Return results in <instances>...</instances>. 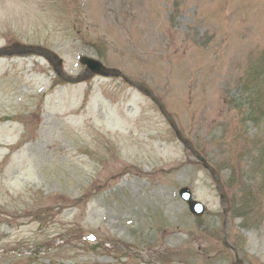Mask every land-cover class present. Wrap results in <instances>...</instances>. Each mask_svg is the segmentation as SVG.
<instances>
[{
	"label": "rangeland",
	"instance_id": "1",
	"mask_svg": "<svg viewBox=\"0 0 264 264\" xmlns=\"http://www.w3.org/2000/svg\"><path fill=\"white\" fill-rule=\"evenodd\" d=\"M15 42L72 75L89 55L150 84L220 172L228 241L264 264V0H0V48ZM224 218L211 172L142 90L0 54V264H235Z\"/></svg>",
	"mask_w": 264,
	"mask_h": 264
},
{
	"label": "water",
	"instance_id": "2",
	"mask_svg": "<svg viewBox=\"0 0 264 264\" xmlns=\"http://www.w3.org/2000/svg\"><path fill=\"white\" fill-rule=\"evenodd\" d=\"M25 52H35L46 56L54 64L57 72L63 78L69 81L79 82L86 79L90 75V73H99L106 76H121L125 81H127L131 85L144 90L145 93L149 95L151 99L158 104L160 110L163 112L165 117L169 120L170 124L174 128L178 138L183 142V144L187 148H189L192 151V153L198 159H200L203 162V165L211 171L214 179L217 182V188L221 195L222 204L225 205V202L228 200V198L226 197V194L224 192V186L219 172L213 165L209 163L206 157L198 151V149L194 146L192 141L183 134L178 123L172 116L171 112L165 106L163 100L155 93L153 88L147 82L129 75L128 73L124 72L122 69L118 67L106 66L101 60L88 55H83L81 57V61L87 65L85 71L79 75L74 76L64 72L62 67L63 60L61 57H59V55L56 52L42 45H33V44H24L21 42H15L13 45L9 47L5 46L0 48V54L25 53ZM179 192L182 198L188 202L189 208L193 213L197 215L204 213L206 209L205 204L202 201L193 197L192 190L190 189L189 186L181 187ZM226 211L227 209H225V213ZM227 244H229L228 241ZM237 262L239 264H244L243 260L239 258L238 254H237Z\"/></svg>",
	"mask_w": 264,
	"mask_h": 264
},
{
	"label": "bare ground",
	"instance_id": "3",
	"mask_svg": "<svg viewBox=\"0 0 264 264\" xmlns=\"http://www.w3.org/2000/svg\"><path fill=\"white\" fill-rule=\"evenodd\" d=\"M116 165H118V164H116Z\"/></svg>",
	"mask_w": 264,
	"mask_h": 264
}]
</instances>
